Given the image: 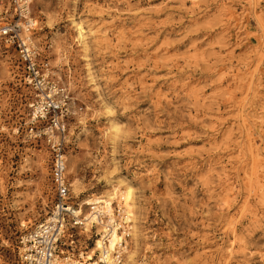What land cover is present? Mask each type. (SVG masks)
<instances>
[{"label":"rangeland","instance_id":"obj_1","mask_svg":"<svg viewBox=\"0 0 264 264\" xmlns=\"http://www.w3.org/2000/svg\"><path fill=\"white\" fill-rule=\"evenodd\" d=\"M14 1L0 0V25L16 18ZM28 1L34 45L70 99V185L76 179L96 195L107 191V181L133 185L139 236L132 264H223L229 244L223 221L236 216L242 198L220 206L217 176L222 170L236 175L239 163L238 152L215 143L227 134L241 140L236 113L243 88L230 78L237 69L254 68L252 52L262 34L252 16L254 2ZM256 8L264 11V0ZM242 18L249 32L240 28ZM72 21L104 29L107 41L91 38L83 49ZM257 68L264 80V56ZM32 96L16 53L0 40V264H21V237L46 217L53 199L46 144L14 131L29 118ZM261 104L263 96L249 114L264 115ZM113 122L120 128L115 135L107 130ZM262 133L257 141L263 143ZM238 232L242 240L228 264H264V219L251 225L243 217Z\"/></svg>","mask_w":264,"mask_h":264},{"label":"built area","instance_id":"obj_2","mask_svg":"<svg viewBox=\"0 0 264 264\" xmlns=\"http://www.w3.org/2000/svg\"><path fill=\"white\" fill-rule=\"evenodd\" d=\"M14 2L16 18L0 25V40L16 53L23 82L33 94L26 103L29 118L18 122L14 131L24 132L29 138L46 144L51 156L53 191L46 217L21 237L24 247L21 264H121L129 236L123 210L118 204L111 208V212L108 208L101 210L92 204L88 206V212H81L80 205L71 199V185L66 175L70 99L66 89L53 79L47 62L40 57L34 45V20L26 16L29 1ZM86 223H90V229L94 231L88 237L84 232ZM114 230L123 233V237L109 257L101 253V249L89 255L88 245L93 235L108 237L107 233Z\"/></svg>","mask_w":264,"mask_h":264},{"label":"bare ground","instance_id":"obj_3","mask_svg":"<svg viewBox=\"0 0 264 264\" xmlns=\"http://www.w3.org/2000/svg\"><path fill=\"white\" fill-rule=\"evenodd\" d=\"M252 1L254 2V8L252 7L253 11L251 10L252 16L262 32L261 43L255 45L252 52L256 56L254 60L250 61V64L254 65V68L251 71H249L250 68H246V70L241 73L239 69H237L236 72H232L230 78V80L239 83L243 88L242 94L244 96L239 100L236 113V115L238 114L237 117L239 121L237 129L239 130L241 140L233 142L230 137L231 134H227L222 138L220 143H215V148L219 147L224 150L231 147V150L238 152L236 155V162L239 163L237 168L239 172H237L236 175H227L225 171L222 170L221 175L217 176L219 180L218 185L221 186L220 206L222 208H229L236 199V196L241 195L242 198L236 216H228L223 221L225 232L229 237V244L223 264H228V261L235 256L237 252L236 246L240 244L242 240V236L238 232V225L241 219L243 217H249L251 225L261 223L262 219H264V142L262 143L261 140L257 141V136L260 134V136H262V132L264 131V115H257L254 117L252 114H249V111H256L258 109L255 107L253 108L256 99L258 97H264V94L259 95L261 91H264V80H262L263 78L257 73L258 71H256L258 70L259 61L264 56V11L256 8L260 0ZM224 10L227 11L230 10V8ZM233 13V11H228L226 14L231 16ZM241 20L240 28L249 32V27H247L248 24H246L247 20L244 19L246 23H243V18ZM72 23L76 32V42L83 49H87L88 39L94 38L98 43H102L104 40L107 41L104 29L94 26L89 27L85 25L83 21H72ZM248 32H246V39H249ZM86 68L87 71H90L88 63H86ZM225 70V73L229 74L228 69ZM220 75L223 76L224 72H221ZM58 79H60L59 76ZM190 89H192V87H190ZM226 93L228 94V100L231 102V105L236 104V96L228 91H226ZM259 109L264 110V106L261 104ZM259 113L262 112L259 111ZM256 126L259 127L258 133L255 132L257 129L255 128ZM119 129L117 122L111 123L109 128H107L112 135L117 134ZM256 131H258V129ZM210 171H212V168H208L206 172L210 173ZM240 174H242V176L239 179L238 177ZM107 184L108 185L105 186L107 191H103L101 195H96L94 192L87 194V190L82 189L76 179H74L71 183L73 191L72 198L79 199L78 204L80 205L81 212H85V209L92 204H96V207L101 210L108 208L109 212H111L112 204L116 201L119 208L123 210L125 223L131 224L130 228L133 229L132 245L124 253L121 264H132L135 262L137 238L139 236L136 228L138 219L135 213V191L133 185L126 180H121L116 183L107 181ZM83 194L84 196L81 198ZM90 228V223L84 225V232H87V236H90L93 232ZM107 234L108 237L104 235L102 238L98 237L95 239L93 246L89 249V255L101 249V253L109 257V254L114 251L117 243L122 240L123 233L114 230Z\"/></svg>","mask_w":264,"mask_h":264}]
</instances>
